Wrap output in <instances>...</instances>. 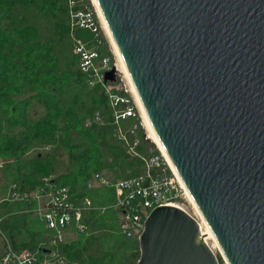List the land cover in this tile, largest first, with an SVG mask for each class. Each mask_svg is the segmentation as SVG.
<instances>
[{
	"label": "water",
	"instance_id": "1",
	"mask_svg": "<svg viewBox=\"0 0 264 264\" xmlns=\"http://www.w3.org/2000/svg\"><path fill=\"white\" fill-rule=\"evenodd\" d=\"M96 1L222 254L264 264V0ZM138 242L136 264H219L177 207L152 209Z\"/></svg>",
	"mask_w": 264,
	"mask_h": 264
},
{
	"label": "trees",
	"instance_id": "2",
	"mask_svg": "<svg viewBox=\"0 0 264 264\" xmlns=\"http://www.w3.org/2000/svg\"><path fill=\"white\" fill-rule=\"evenodd\" d=\"M74 34L93 41L89 29L75 28ZM70 36L66 0H0V159L6 161L2 173L31 186L41 175L54 174L74 197L89 196L98 207L89 215V233L59 246L69 264H136L139 242L120 231L111 207L112 188L89 189L87 181L102 170L112 178L139 174L143 162L127 154L114 136L108 96L101 84L89 85ZM96 111L101 125L92 121ZM130 118L120 120L124 130ZM137 134L139 152L154 148V142L143 139L142 128ZM37 146H60L66 154L63 170H58V159L48 150L30 154ZM154 149L152 153L160 154ZM20 207L9 205L13 210ZM1 226L14 248L21 250H34L45 230L23 212L11 214Z\"/></svg>",
	"mask_w": 264,
	"mask_h": 264
},
{
	"label": "built area",
	"instance_id": "3",
	"mask_svg": "<svg viewBox=\"0 0 264 264\" xmlns=\"http://www.w3.org/2000/svg\"><path fill=\"white\" fill-rule=\"evenodd\" d=\"M66 4L73 38L72 46L78 55L79 68L87 74L90 86L97 83L103 86L113 110L114 136L122 142L127 154L137 156L143 162L142 172L127 178H112L106 170L95 171L89 177L87 187L112 188L114 201L111 207L116 211L120 231L129 238H139L146 217L158 206L180 208L199 223L186 188L161 152H139L138 125L124 130L120 124L121 119L135 116L136 109L130 104L129 90L125 84H120L115 89L111 85L119 72L116 63L111 62L104 49L106 38L102 32L103 25L97 6L93 0H66ZM75 28L89 29L94 34L93 41L85 42L74 37ZM112 68L113 79H107L106 72ZM120 104L124 105V108H120ZM92 121L103 124L98 111L94 113ZM90 122L87 121L86 124L89 125ZM147 137L145 136V139ZM5 164L6 161L0 159V264H69L67 258L60 253L59 246L73 241L78 234L89 233V215L98 210V207L89 196L74 197L70 189L60 184L51 173L41 175L34 186L25 181L8 180L2 173ZM10 204H20L21 207L13 210L9 208ZM100 208L101 211L104 210V207ZM17 212L31 214L44 226L43 237L34 250L14 248L2 229L3 221ZM199 228L201 231L200 223ZM219 264L229 263L222 256Z\"/></svg>",
	"mask_w": 264,
	"mask_h": 264
},
{
	"label": "rangeland",
	"instance_id": "4",
	"mask_svg": "<svg viewBox=\"0 0 264 264\" xmlns=\"http://www.w3.org/2000/svg\"><path fill=\"white\" fill-rule=\"evenodd\" d=\"M101 24H102V22H101ZM102 32H103V34H104V36L106 38L104 40V49L107 52V54L110 56L111 62L112 63H116L117 69H118V72H119V74L117 75V80L115 82H113L111 85L115 89L120 84H125L127 86L128 90H129L128 96L130 97V100H131L130 104L135 106V109H136L135 116L131 117L130 120H127L125 122V126L127 124H129V126H128V128L126 130H128L131 126L137 124L138 127L142 128V130L144 131V134H143L144 138L143 139H145V136H148L146 139H148L150 142H154L152 137H151L150 130H149L147 124H146L145 118H144V116L142 114V111H141V109H140V107H139V105H138V103L136 101V98H135L134 94H133L131 84H130L128 78L126 77V75H125V73L123 71V68L121 67L120 59H119V57H118V55H117V53L115 51L114 46L111 43V40H110L106 30H104L103 26H102ZM73 34H74V30H73ZM74 37H77V36L74 34ZM71 41L73 42V38L72 37H71ZM154 145H155L154 148H156L157 151L161 152V150L159 149V147L157 146V144L155 142H154ZM46 147L47 146H37L30 152V154H33L36 151L44 153L43 151H47L48 150V151L52 152L57 157V159H58V170H63V168H64V166L66 164L65 151L60 146H50L49 149H47ZM154 148L150 147L147 150L146 154L150 153V152H155ZM54 172H56V171H54ZM195 215L197 216L196 212H195ZM197 219L199 220L198 216H197ZM206 240H207L208 244L211 246V248H212L213 252L215 253V255L217 256V258L222 261V256L223 255L221 254V250L216 248V246L214 245L215 243L212 240H210V239L209 240L206 239Z\"/></svg>",
	"mask_w": 264,
	"mask_h": 264
},
{
	"label": "bare ground",
	"instance_id": "5",
	"mask_svg": "<svg viewBox=\"0 0 264 264\" xmlns=\"http://www.w3.org/2000/svg\"><path fill=\"white\" fill-rule=\"evenodd\" d=\"M93 2H94V4H95V5L97 6V8H98V11H99V17H100V20H101V22H102L103 28H104V30H106V32H107V34H108V36H109V38H110V40H111V43H112V45L114 46L115 51H116V53H117V55H118V57H119V59H120L121 67L123 68V71H124L126 77L128 78L130 84H131L133 94H134V96H135V98H136V101H137V103H138V105H139V107H140V109H141V111H142V114H143L144 118H145L146 124H147V126H148V128H149V130H150V133H151V137H152L153 141L157 144V146L159 147V149L161 150V154H162L163 157L165 158L166 162L168 163V165L170 166V168L172 169V171L177 175L179 181H180L181 184L185 187V185L183 184L182 179H181L180 176L178 175V173H177V171H176L174 165L172 164V162H171L169 156L167 155V153H166L164 147L162 146L160 140L158 139V137H157V135H156V133H155L153 127L151 126V124H150V122H149V120H148V118H147V116H146V114H145V111H144V109H143V106H142V104H141V102H140V100H139V97H138L137 92H136V90H135V88H134V86H133V83H132V81H131V78H130V76H129L128 72H127V69H126V67H125V65H124V63H123V60H122L121 55H120V53H119V50H118V48H117L115 42H114L113 39H112V36H111L110 31H109V29H108V26H107V24H106V22H105V20H104V17H103V15H102V12H101V10H100V8H99V6H98V3H97L96 0H93ZM185 188H186V187H185ZM186 191H187V189H186ZM187 193H188V196H189V197H188V198H189V202L192 204V206H193V208H194V210H195V212H196V214H197V216H198V218H199V220H200V221H199V220H198V221H199V223L201 224V232H202L201 234H202V237L204 238V240H205L206 242H207L206 239H208V240H209V239L212 240V241L215 243L214 245L216 246V248L219 249V250H221L220 247H219V245H218V243H217V240H216L214 234L212 233L211 229L209 228V226H208L207 223L205 222L204 218L202 217V215H201L200 211L198 210V208H197V206H196L194 200L192 199V197L190 196V194H189L188 191H187ZM207 244H208V242H207ZM208 245H209V244H208ZM209 246H210V245H209ZM210 247H211V246H210ZM221 254H222V252H221ZM222 255H223V254H222ZM223 257H224V255H223ZM224 258H225V257H224ZM225 259H226V258H225Z\"/></svg>",
	"mask_w": 264,
	"mask_h": 264
}]
</instances>
